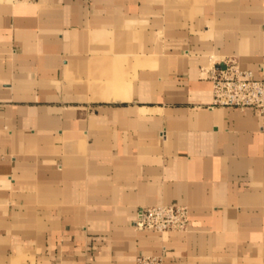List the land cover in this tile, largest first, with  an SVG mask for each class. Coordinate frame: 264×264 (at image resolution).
I'll use <instances>...</instances> for the list:
<instances>
[{"label":"crops","instance_id":"0c3cea01","mask_svg":"<svg viewBox=\"0 0 264 264\" xmlns=\"http://www.w3.org/2000/svg\"><path fill=\"white\" fill-rule=\"evenodd\" d=\"M264 0L0 2V264H264ZM188 209L186 232L137 230Z\"/></svg>","mask_w":264,"mask_h":264},{"label":"built area","instance_id":"2783aa9c","mask_svg":"<svg viewBox=\"0 0 264 264\" xmlns=\"http://www.w3.org/2000/svg\"><path fill=\"white\" fill-rule=\"evenodd\" d=\"M7 3H34L36 0H0ZM211 82L212 105L264 112V76L256 80L249 71L241 70L229 59L207 72ZM188 209L177 204H159L139 210L134 222L137 230L156 234L183 233L188 228ZM134 264H165L162 256L138 255Z\"/></svg>","mask_w":264,"mask_h":264}]
</instances>
